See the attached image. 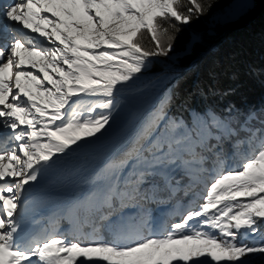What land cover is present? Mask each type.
Returning <instances> with one entry per match:
<instances>
[{"label":"rangeland","instance_id":"rangeland-1","mask_svg":"<svg viewBox=\"0 0 264 264\" xmlns=\"http://www.w3.org/2000/svg\"><path fill=\"white\" fill-rule=\"evenodd\" d=\"M42 1H50L55 13L60 12L58 7L63 9L60 17H54L65 25L56 38L61 45L53 55L57 60L48 70L26 63L32 68H24L28 72L8 57L0 63V264H252L253 254L259 256L257 252L264 248L254 240L264 226V145L254 151L249 139L242 147L233 145L229 158L214 165L193 158L180 175L187 180L185 185L204 184V191L195 189L174 205L160 204L154 216L144 210L148 207H142V200L132 201L133 210L125 207L112 216L105 228L113 234V243L82 245L64 234L75 232L80 224L73 215L74 207L101 204L104 195L93 188L94 179L135 132L138 118L130 116L134 111L145 114L153 110L157 103L146 108L145 101L156 102L166 87L169 76L151 71L152 62L160 61L166 72L179 70L171 64L173 59L148 56L132 42L155 17L174 14L172 4L177 0ZM29 3L26 0L10 7L0 3V16L11 35L15 27L25 25L28 13L19 14V10ZM246 4V0H236L218 20L237 14ZM28 11L32 12L30 7ZM64 29L71 30V37ZM39 69L44 75L37 73ZM29 79L36 87V101L30 108L35 112L33 126L23 133L28 146L24 157L14 142L18 131L14 116L24 119L27 106L23 104L18 115L14 114L12 97L31 93L26 89L17 92L14 86ZM99 109L111 111L97 115ZM206 118L216 121L213 116ZM203 124L200 120L191 131L201 140L207 135L202 133ZM184 138L192 144L198 142L182 133L169 138L161 134L158 141L167 143L172 153L181 154L186 151ZM28 161L34 164L31 181L19 192V180L26 175L21 165L27 168ZM28 195L22 213L20 202ZM146 200L152 203L158 197L150 191ZM150 219L152 225L148 226ZM247 236H252L251 249L240 241ZM248 251L249 256L244 257Z\"/></svg>","mask_w":264,"mask_h":264},{"label":"trees","instance_id":"trees-1","mask_svg":"<svg viewBox=\"0 0 264 264\" xmlns=\"http://www.w3.org/2000/svg\"><path fill=\"white\" fill-rule=\"evenodd\" d=\"M235 1L177 0L172 4L174 14L157 16L150 27L138 31L132 40L135 47L160 60L173 59L171 64L179 70L166 72L160 61L152 62L151 71L169 76L166 87L156 102L145 101L146 108L157 103L153 110L145 114L134 111L130 116L138 118L135 132L93 182V188L104 195L101 204L74 207L73 215L80 224L74 227L75 232L65 235L82 245L111 244L114 236L105 228L106 222L125 207L133 210L136 206L132 201L142 200V207H148L143 209L154 216L160 204L174 205L195 189H206L197 181L185 185L187 180L180 175L193 158L214 165L228 159L233 145L242 147L247 139L254 151L264 145V0H246L245 8L237 14L218 20ZM110 111L99 109L96 113ZM209 116L216 121H209ZM200 120L204 123L200 125L204 126L202 133L207 134L204 140L191 132ZM175 133L187 134L198 142L192 144L184 138L181 141L186 151L172 153L168 144L158 139L161 134L169 138ZM174 157L178 159L169 163ZM150 191L158 197L152 203L146 200ZM167 219L172 220V216L168 214ZM149 221L148 226L152 225V219ZM260 228L262 234L254 240L264 244V226ZM249 237L240 240L246 249L252 247ZM263 252L264 248L260 249L257 257L254 253L251 263L264 264Z\"/></svg>","mask_w":264,"mask_h":264},{"label":"bare ground","instance_id":"bare-ground-1","mask_svg":"<svg viewBox=\"0 0 264 264\" xmlns=\"http://www.w3.org/2000/svg\"><path fill=\"white\" fill-rule=\"evenodd\" d=\"M13 0H0V3H6L9 7L11 5H14V3H17V5H22L24 0H14L13 3H11ZM30 1V10L32 12L30 13L28 11L27 6L20 8L19 14L27 11L28 18L26 22L24 21L25 25L22 27H15L13 30L16 31L14 35H11L7 31L8 24L4 19L0 16V36H3L2 39H0V42L4 48L0 50V63L2 62V58L8 57L9 62H14L15 60L19 62V66L23 69V71L28 72V70H24V68H29L31 70L32 68L27 66L26 63H31L30 65L33 66H43L44 69L48 70L51 65L53 64L54 60H57V57H53L56 50H59L61 48L60 42L56 39L60 37L59 30H62L65 28L64 23L57 22L54 17H60L61 13H63V9L58 7L59 13H55L51 10L52 4L50 1L43 2L42 0H29ZM28 4V3H27ZM1 10V9H0ZM33 14V15H32ZM70 22V20H69ZM3 24V25H2ZM5 26V27H4ZM81 26V25H79ZM79 26H73L72 29L79 28ZM12 30V31H13ZM27 31V32H24ZM29 32V33H28ZM63 32H65L67 35L71 37V30L70 29H64ZM61 36H63L61 34ZM65 37V36H64ZM6 42V43H5ZM85 59H91L90 57H84ZM10 64V63H9ZM38 70V69H37ZM37 72L39 74H43L41 69ZM26 74L25 78H31V75L28 73ZM23 76V75H22ZM18 80V79H17ZM29 79L28 81H30ZM12 81V80H11ZM32 82H27L26 84L19 83L18 81L15 82V87L17 88V92L26 89V91H31V93L21 94L17 93L14 96L13 104H15L14 110L16 115L19 113V108L24 105L27 106V109L25 111L26 116L24 119L18 116H14V121H17L18 127L17 130L20 133L26 132L28 129L33 126L31 124L32 117L35 116V112L30 109L32 107V104L35 103L36 98L33 96V93L36 92V87L33 86ZM22 92V91H21ZM26 96H29L30 98H26ZM42 120V119H41ZM36 127H32V131H34ZM34 164L30 161H28L27 168L24 167V165H21L23 167V172L26 173L24 175V178L27 180L28 186L30 184V177L31 170H33ZM21 179V178H20ZM23 179V178H22ZM30 200V196L24 197L20 202V212H24L28 206Z\"/></svg>","mask_w":264,"mask_h":264}]
</instances>
